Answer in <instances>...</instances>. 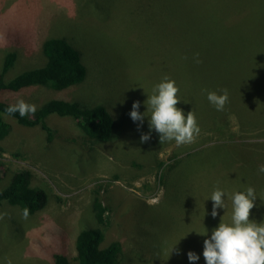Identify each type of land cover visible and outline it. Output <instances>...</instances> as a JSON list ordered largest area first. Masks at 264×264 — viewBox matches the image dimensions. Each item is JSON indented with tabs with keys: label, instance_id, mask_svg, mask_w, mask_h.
Wrapping results in <instances>:
<instances>
[{
	"label": "rangeland",
	"instance_id": "obj_1",
	"mask_svg": "<svg viewBox=\"0 0 264 264\" xmlns=\"http://www.w3.org/2000/svg\"><path fill=\"white\" fill-rule=\"evenodd\" d=\"M199 1L0 0L5 80L45 64L43 43L52 37L70 41L86 71L81 82L63 90L30 86L0 91V98L37 107L48 96L67 98L104 109L113 122L109 139L90 143L76 120L53 113L47 121L55 134L47 141L40 126L25 127L4 115L11 131L0 140V189L15 172L27 170L48 200L27 219L19 206L0 204V264H52V251L76 264L77 234L97 225L91 205L96 191L108 209L102 245L121 242L119 264H191L189 251L200 257L194 264H206L204 240L221 222H232V195L248 187L257 195L250 219L264 223V173L258 171L264 165V81H257L264 72L255 66L264 59V0H219L224 7L204 0L207 19L218 14L226 38H234L236 60L229 48L223 54L222 48L201 46L211 35L208 22L201 24ZM8 53L16 58L3 73ZM165 76L180 88L177 107L185 115L195 112L201 132L194 143L162 144L154 130L140 142L150 116L138 128L132 105L139 101L146 113L145 101ZM222 89L229 100L217 111L207 93ZM231 134L245 145L228 141ZM217 186L226 192V209L213 218L199 205L213 209Z\"/></svg>",
	"mask_w": 264,
	"mask_h": 264
},
{
	"label": "trees",
	"instance_id": "obj_2",
	"mask_svg": "<svg viewBox=\"0 0 264 264\" xmlns=\"http://www.w3.org/2000/svg\"><path fill=\"white\" fill-rule=\"evenodd\" d=\"M219 3V0H218ZM223 7V3H219ZM180 6H175L173 13H177ZM223 7L220 8L223 13ZM229 11V6L227 5ZM196 8L199 10L201 24L204 27L207 22L211 37L203 39L201 46L203 49H211L215 52L222 48L223 54L226 48H229L228 56L236 60L235 41L233 37L226 38L224 30L221 29L218 14L212 12L210 18L206 17V5L204 0H200ZM218 12L219 8L215 7ZM186 12V9H185ZM246 31V26H245ZM234 31L231 30L228 35L232 36ZM216 45V46H215ZM43 52L46 56L45 64L25 68L19 74L8 80L4 79V74L0 75V91L18 92L30 86H47L56 90H63L85 78V66L81 62L80 52L64 37H52L44 41ZM15 54L8 53L4 60L3 73L15 61ZM43 62V63H44ZM256 67L260 75L264 72V59L256 62ZM245 72V70H244ZM239 77V76H238ZM257 81H264L260 76ZM45 100L37 107L33 116L20 117L17 112L11 115L16 121L25 127L40 126L46 131L47 141H50L55 134L54 129L48 124L50 114L56 113L61 117L73 118L80 131L85 134L87 140H107L111 137L113 122L107 111L98 107H82L77 102L68 101L67 98H52ZM15 104L13 101L0 98V140L6 138L11 131V124L5 120V109ZM237 117V115H236ZM245 120V119H244ZM239 121V122H238ZM238 124L244 121L237 117ZM226 126L225 124H223ZM203 130H211V127H203ZM227 139L233 142H240L233 137ZM245 145V143L240 142ZM245 154V147H242ZM245 164V160H244ZM48 197L45 191L39 186H33L30 181V173L27 170L15 172L8 184L0 189V204L7 202L10 205L19 206L22 211L25 208L29 210L30 216L42 209L47 203ZM92 209L96 218L97 225L80 229L76 236V264H119L122 255V244L118 240H112L108 245H102L105 239V232L102 224L105 223V213L108 211L107 206L102 202L99 191L95 192L92 200ZM201 212H212L206 206L199 205ZM52 264H73L70 258L60 251H52Z\"/></svg>",
	"mask_w": 264,
	"mask_h": 264
},
{
	"label": "clouds",
	"instance_id": "obj_3",
	"mask_svg": "<svg viewBox=\"0 0 264 264\" xmlns=\"http://www.w3.org/2000/svg\"><path fill=\"white\" fill-rule=\"evenodd\" d=\"M195 62L201 63L199 53L195 54ZM207 91V90H205ZM180 88L176 81L168 76L153 88V94L145 101L150 115L141 114L140 102L132 105L130 117L133 122H139L142 127L145 116H150L149 132L142 133L141 143L151 139L154 130L160 136L161 143L175 141L177 146L194 143L201 129L199 127L194 110L185 115L184 110L177 107L181 101ZM207 99L217 111H223L229 100L227 89L218 92H208ZM37 106L19 99L15 104H10L5 112L11 116L19 113L20 117L34 115ZM259 172L264 173V165H260ZM226 192L217 186L211 195L213 209L211 215L215 218L218 209L225 208ZM257 195L254 187H248L246 191H239L232 195L233 215L230 224L221 222L212 230L210 239L204 240L203 257L206 264H264V223H257L250 219L251 210L255 207ZM29 210L23 211V217L28 218ZM2 218V217H0ZM188 260L191 264L199 260V256L189 251ZM11 264V261L8 262Z\"/></svg>",
	"mask_w": 264,
	"mask_h": 264
},
{
	"label": "bare ground",
	"instance_id": "obj_4",
	"mask_svg": "<svg viewBox=\"0 0 264 264\" xmlns=\"http://www.w3.org/2000/svg\"><path fill=\"white\" fill-rule=\"evenodd\" d=\"M47 9V8H46ZM48 10V9H47ZM253 44V43H252ZM190 171V170H189ZM188 172V171H187ZM186 175V174H185ZM261 183V182H260ZM228 184V183H227ZM239 192V191H238Z\"/></svg>",
	"mask_w": 264,
	"mask_h": 264
}]
</instances>
